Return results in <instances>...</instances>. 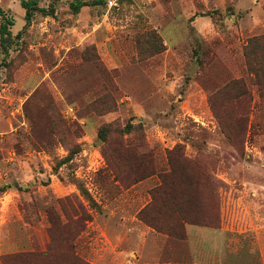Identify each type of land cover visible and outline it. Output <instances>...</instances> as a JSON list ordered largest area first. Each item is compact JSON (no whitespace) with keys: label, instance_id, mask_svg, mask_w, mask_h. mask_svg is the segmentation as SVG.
I'll return each mask as SVG.
<instances>
[{"label":"rangeland","instance_id":"374dc122","mask_svg":"<svg viewBox=\"0 0 264 264\" xmlns=\"http://www.w3.org/2000/svg\"><path fill=\"white\" fill-rule=\"evenodd\" d=\"M22 1L0 0V264H264V0H39L27 27Z\"/></svg>","mask_w":264,"mask_h":264},{"label":"trees","instance_id":"16d2710c","mask_svg":"<svg viewBox=\"0 0 264 264\" xmlns=\"http://www.w3.org/2000/svg\"><path fill=\"white\" fill-rule=\"evenodd\" d=\"M38 1L39 0H29V1H22L21 2L22 7L26 11V14H25L26 27L29 26L30 23L32 22L33 12L35 10H37ZM106 1L108 3V0H106ZM98 2L93 3V4L94 5L100 4V1H98ZM107 3H106V5H107ZM93 4H89V3H85V2H81V1H77L76 3L72 2L71 3V9H72V11H74V13H78L83 7L91 6ZM42 11H44V10H42ZM11 26H14V20L9 19V18H5V21L2 23L1 29H0L1 46L3 48H5L6 50L9 47V46L7 47V45L11 41V31H10ZM261 47L264 50V37L263 38L254 37V38L250 39L248 41L247 45L245 46V56L249 62L248 63L249 70L252 73V75L255 77L256 84L259 85V87L261 88L260 89L261 90V96H264V61H259V62L257 61V56L259 53V49H261ZM257 50H258V52H257ZM262 59H264V57ZM127 151H130V150H127ZM176 152H177V150H176ZM176 159L174 158L173 155H171V153H169V165L171 166V168H173V164L175 163ZM178 160H180V159H177V161ZM182 162L187 164V162L184 159H182ZM154 172L156 173V170ZM139 216H140V219L142 221L147 223L154 230L160 231V232L163 230L158 224H156L155 222L148 219L147 215L145 214V210H143L139 214ZM73 259L77 263L82 264V263H80L82 261L77 259L76 256H74V255H73Z\"/></svg>","mask_w":264,"mask_h":264},{"label":"built area","instance_id":"2783aa9c","mask_svg":"<svg viewBox=\"0 0 264 264\" xmlns=\"http://www.w3.org/2000/svg\"><path fill=\"white\" fill-rule=\"evenodd\" d=\"M119 0H108L107 6L109 9H112L113 7L118 5Z\"/></svg>","mask_w":264,"mask_h":264},{"label":"crops","instance_id":"0c3cea01","mask_svg":"<svg viewBox=\"0 0 264 264\" xmlns=\"http://www.w3.org/2000/svg\"><path fill=\"white\" fill-rule=\"evenodd\" d=\"M235 8H237V9H239V8H241L240 6H236ZM81 11V10H80ZM80 11H79V13H80ZM95 29V28H94ZM107 44V43H106Z\"/></svg>","mask_w":264,"mask_h":264}]
</instances>
